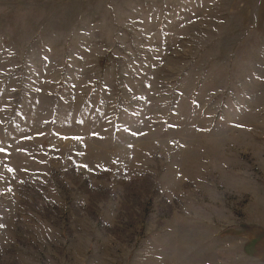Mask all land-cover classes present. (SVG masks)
Segmentation results:
<instances>
[{"label": "rangeland", "instance_id": "obj_1", "mask_svg": "<svg viewBox=\"0 0 264 264\" xmlns=\"http://www.w3.org/2000/svg\"><path fill=\"white\" fill-rule=\"evenodd\" d=\"M0 264H264V0H0Z\"/></svg>", "mask_w": 264, "mask_h": 264}]
</instances>
